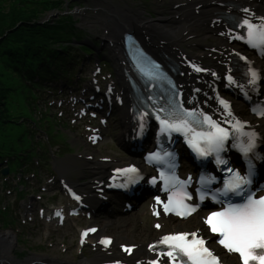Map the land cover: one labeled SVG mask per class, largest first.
<instances>
[{"label":"snow or ice","instance_id":"obj_1","mask_svg":"<svg viewBox=\"0 0 264 264\" xmlns=\"http://www.w3.org/2000/svg\"><path fill=\"white\" fill-rule=\"evenodd\" d=\"M243 11L247 12L248 9ZM261 21L257 25L249 19H244L242 24L238 22L237 26H242L245 29V42L250 47L264 51V18H261ZM234 38L241 39L242 37L236 36ZM195 70L197 72L201 71L200 68ZM250 76V83L255 85L258 74L251 71ZM229 83H232L231 78H229ZM219 102L225 110L229 109V105L225 101L220 100ZM228 115L231 116L230 111H228ZM186 116L192 117V120L186 118L172 120L160 116H157V119L162 132H182L186 139L191 134V138L187 142L199 156L207 157L212 153L218 155L225 150V142L229 138L226 129L220 127L218 123L213 122L210 117L202 113L200 114L202 119L194 116L191 112L187 113ZM196 124L207 125V130L196 131L194 126ZM141 128H143V125H141ZM236 131H240L239 127L236 128ZM243 135L247 139L246 142L241 143L240 151L247 158L250 153L254 152L256 137L255 133H243ZM152 159L158 160L159 157L153 156ZM217 163L226 164L227 162L217 159ZM227 170L233 175L230 180L225 181L223 191L217 194L218 197L224 199L214 197V202L221 205L226 204V206H223L221 211H214L209 214L205 218L204 224L207 225L213 235L219 237L217 241L219 245L229 253L238 254L241 264H264V195L256 197L255 193L249 188L252 183L253 166L249 161L248 174L243 176L231 167ZM122 171L130 173L136 172V169L127 168ZM201 183L205 184L206 181L202 180ZM185 184V181L179 180L172 182L168 202L164 204L165 213L174 211L176 215L184 216L195 211L194 207L185 203L186 200L192 199L188 193L183 191ZM166 190L169 189L166 188ZM231 197H239L240 202H232ZM75 198L79 199V197ZM203 199L204 196H201V200ZM156 202L161 203L158 197ZM180 209L184 211H180ZM56 215L60 216L61 214L57 212ZM157 227L160 226L157 225ZM91 231H95V229H91ZM84 235H87V233H84ZM100 243L107 245L110 241L102 240ZM159 243L164 246V250L158 255L166 256L168 264H220L218 256L205 246L206 241L199 238L196 232L165 235ZM126 251H130V249H126ZM149 264H158V262L154 259L149 261Z\"/></svg>","mask_w":264,"mask_h":264},{"label":"trees","instance_id":"obj_2","mask_svg":"<svg viewBox=\"0 0 264 264\" xmlns=\"http://www.w3.org/2000/svg\"><path fill=\"white\" fill-rule=\"evenodd\" d=\"M62 5L63 0H0V158L25 149L28 135L19 121L32 116L27 103L35 78L53 76L64 62L65 50L55 49L72 33L71 19L37 24Z\"/></svg>","mask_w":264,"mask_h":264},{"label":"rangeland","instance_id":"obj_3","mask_svg":"<svg viewBox=\"0 0 264 264\" xmlns=\"http://www.w3.org/2000/svg\"><path fill=\"white\" fill-rule=\"evenodd\" d=\"M164 1V0H163ZM165 2V1H164ZM163 2V3H164ZM68 8L72 9V13H74V18L78 21V29H80L84 34L85 38L87 40H92L94 37H101L102 35V28L101 24L99 23L100 19L104 17V12L102 10L109 11L110 9L118 11L121 9H130L134 13L141 14L146 18L155 20L157 19L159 7H161L156 0H70V2L66 5ZM97 9L99 12L96 14L93 13V10ZM133 13V14H134ZM85 40H83L84 42ZM80 43L75 42L73 45V48H78ZM117 115H114L111 120V131L110 134L107 136L105 145L106 147H99L98 149H91L85 146L84 141L79 137V135L75 134L72 131H64L63 135L65 138L66 143L68 144L69 148L72 150L73 155L71 156H64L60 155L58 158H55V162H76L79 164H82L79 162V160L74 159L76 155H80L83 152H86L88 154L94 155L95 157H101V156H109V157H115L120 161H125V159H128L129 157L123 154L116 143V136L120 134V127L118 123V119L116 118ZM62 154V153H61ZM52 163V161H51ZM50 170H40V179H46L50 175ZM72 179L76 180V174L71 176ZM33 178L29 177V180ZM34 181V180H33ZM86 180H81V183ZM28 188L30 187L27 185ZM11 191L10 195H7L5 192V205L9 204L12 211L14 213H18L20 209V203L15 201V193L14 189L17 191L20 190H27V188L24 187H12L10 185V188H7ZM28 191V190H27ZM30 193V192H29ZM52 194H47L44 197L43 203H51L50 196ZM54 203V202H52ZM61 203V200L58 202ZM40 204V203H39ZM38 205V204H37ZM39 206V205H38ZM142 212V211H141ZM143 213H137L135 215L130 216L129 218H123L119 220V223L121 221H125L128 219V223H133L134 231L136 230L137 233L147 234L149 236H154L152 234V230L150 227L149 220L143 218ZM19 229L18 224L16 227H13L12 229L8 230L14 233L15 235H20L18 237L23 239L25 242H21L20 244H13V260L16 264H22L24 261H26L30 257H46L50 258L52 260H61V261H73L76 259L74 256L73 251V240L75 238V230L73 226H67L65 230H63L56 238V246L53 249H44L39 250L37 247L40 248V239L38 236V233L34 229L31 230V232L26 233V231L21 229L20 234L16 232V229ZM107 234V232H106ZM110 236L113 237L112 233L108 232ZM107 234V235H108ZM14 235V236H15ZM25 236L29 238L27 241L25 239ZM148 237V236H147ZM64 241L68 246V251L65 254H61L60 251L57 248L58 243ZM23 254V257L21 259H18L15 257L14 254Z\"/></svg>","mask_w":264,"mask_h":264},{"label":"bare ground","instance_id":"obj_4","mask_svg":"<svg viewBox=\"0 0 264 264\" xmlns=\"http://www.w3.org/2000/svg\"><path fill=\"white\" fill-rule=\"evenodd\" d=\"M221 2L222 0H208L204 3H199L196 5H200V9L198 10L197 15L203 19L204 22L213 18V13L219 11L215 5H211V2ZM179 15L180 12H175L173 15ZM107 16H109L108 20L104 19L101 22V25L104 29L109 30V35L107 36L108 39L112 40L115 37V32L123 33V29H128L129 31H133L134 33H137L139 36L143 32L146 36L149 37V40L147 41L148 45L151 46L153 44L156 45V48L163 53H166L168 55H174L176 54L175 49L177 48V44L175 43V40H177L178 35L180 34V30L183 28L182 23L179 22L178 26L173 25L172 19L166 16L158 15L157 19L151 20L148 18L140 17L138 14H133V11L130 9H121L119 11H112ZM172 23V24H170ZM190 27V24H189ZM221 31V27L213 29L214 34H217ZM206 32L204 31L203 35ZM221 42V50L224 51V53H227V50L224 49L228 46L224 43L222 39H218ZM164 42V45L161 46ZM152 47V46H151ZM153 48V47H152ZM210 53H205L204 55H208ZM229 52L227 53V55ZM119 52L112 55L113 61L115 64L118 62L120 63V59L118 57ZM217 58L220 60L225 61L223 56L219 54H213L210 58L209 65H214L213 59ZM261 68L264 69V62L259 65ZM118 68V66H117ZM122 68V67H120ZM192 81V78L187 75V73L183 74V78H181V82L185 85V87H190V83ZM123 83H121L122 85ZM123 89V87L121 88ZM188 92V91H186ZM120 125L122 128V133L118 136V141L121 143L123 142V136L125 130L129 126V114L127 111H122L120 115ZM259 129L264 133V123L259 124ZM94 166L92 168L93 171V177L98 176L100 173L105 172V169L98 167L96 163L93 164ZM110 165H104V167H109ZM59 173L66 174L69 173L70 168L78 169V166L76 165H59ZM95 178H93L94 180ZM195 223H197L196 220H194ZM134 223V222H133ZM128 223V219L125 221L119 222H112V221H104L100 223L101 230L99 233L104 232L109 227H113L114 229V243L116 245L123 243V242H133V244L139 246L144 241H147L148 238L147 234L137 233L136 230L134 231V224ZM184 223H182L183 225ZM168 227H174V223H168ZM98 233V234H99ZM13 235L10 233H3L0 235V264H15L12 258V248H13ZM136 253L139 254V256L144 255L142 246L139 247L136 250ZM106 257L103 255V253H98L95 257V261H103ZM66 261L61 260H52L50 258L41 257L36 258L32 257L28 261H26L23 264H64Z\"/></svg>","mask_w":264,"mask_h":264}]
</instances>
